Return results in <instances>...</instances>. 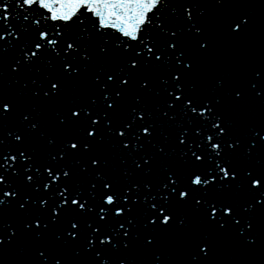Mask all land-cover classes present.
<instances>
[{
  "label": "snow or ice",
  "instance_id": "obj_1",
  "mask_svg": "<svg viewBox=\"0 0 264 264\" xmlns=\"http://www.w3.org/2000/svg\"><path fill=\"white\" fill-rule=\"evenodd\" d=\"M0 264H264V4L0 0Z\"/></svg>",
  "mask_w": 264,
  "mask_h": 264
}]
</instances>
